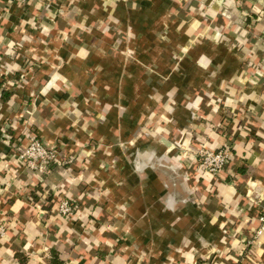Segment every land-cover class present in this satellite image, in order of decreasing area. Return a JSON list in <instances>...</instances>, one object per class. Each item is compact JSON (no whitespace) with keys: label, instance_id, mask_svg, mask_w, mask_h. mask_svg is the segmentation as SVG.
Here are the masks:
<instances>
[{"label":"crops","instance_id":"1","mask_svg":"<svg viewBox=\"0 0 264 264\" xmlns=\"http://www.w3.org/2000/svg\"><path fill=\"white\" fill-rule=\"evenodd\" d=\"M0 134V264H264V0H0Z\"/></svg>","mask_w":264,"mask_h":264},{"label":"built area","instance_id":"2","mask_svg":"<svg viewBox=\"0 0 264 264\" xmlns=\"http://www.w3.org/2000/svg\"><path fill=\"white\" fill-rule=\"evenodd\" d=\"M30 1L32 0H14V2L21 5ZM1 136L2 134H0V141L2 139ZM195 153L200 170L212 177H217L224 173L232 160L230 148L227 146L217 150L200 147ZM16 158L26 171L40 177L47 176L53 167H63L69 163V161L64 159L63 152L56 148H46L37 138L30 139L25 147H18ZM58 211L62 217L70 218L77 213L78 206L69 200L62 199L58 202ZM259 222L261 224L259 229L248 242L249 248L257 245L260 238L264 235V213L259 218ZM1 233L3 234L4 231Z\"/></svg>","mask_w":264,"mask_h":264},{"label":"water","instance_id":"3","mask_svg":"<svg viewBox=\"0 0 264 264\" xmlns=\"http://www.w3.org/2000/svg\"><path fill=\"white\" fill-rule=\"evenodd\" d=\"M46 148H48L49 149V146L48 145H44Z\"/></svg>","mask_w":264,"mask_h":264}]
</instances>
